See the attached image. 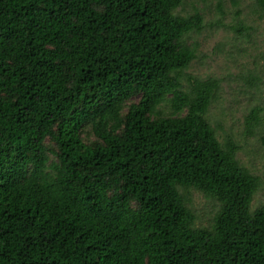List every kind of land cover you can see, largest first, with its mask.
Segmentation results:
<instances>
[{"label":"trees","instance_id":"1","mask_svg":"<svg viewBox=\"0 0 264 264\" xmlns=\"http://www.w3.org/2000/svg\"><path fill=\"white\" fill-rule=\"evenodd\" d=\"M184 7L0 0V264H264L262 181L207 119L220 81L186 74L205 25ZM191 191L219 204L210 228Z\"/></svg>","mask_w":264,"mask_h":264},{"label":"rangeland","instance_id":"2","mask_svg":"<svg viewBox=\"0 0 264 264\" xmlns=\"http://www.w3.org/2000/svg\"><path fill=\"white\" fill-rule=\"evenodd\" d=\"M241 16L237 17L231 0H224L222 8L218 0H185L183 15L193 14L195 7L204 18L205 30L193 35L197 41L198 58L186 74L201 80L220 81L218 98L212 103L207 119L213 126H220L218 139L224 143L228 137L241 147L237 155L240 164L253 175L260 177L261 190L254 196L251 210L264 203V19L255 12L251 0H237ZM222 12V13H221ZM239 21L252 28L250 38H238L232 28ZM250 77L259 79V86L247 83ZM186 88L188 84L186 83ZM263 112L261 125L253 136L245 131V118L255 108ZM50 146H54L50 143ZM54 159L55 155L50 154ZM192 210L197 219L195 226L210 228L219 210V204L207 199L198 191L190 192Z\"/></svg>","mask_w":264,"mask_h":264}]
</instances>
